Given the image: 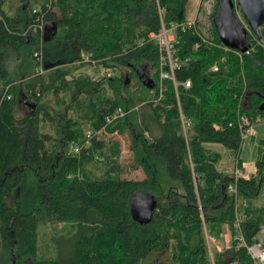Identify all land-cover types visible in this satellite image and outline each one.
Wrapping results in <instances>:
<instances>
[{
    "label": "trees",
    "instance_id": "16d2710c",
    "mask_svg": "<svg viewBox=\"0 0 264 264\" xmlns=\"http://www.w3.org/2000/svg\"><path fill=\"white\" fill-rule=\"evenodd\" d=\"M187 1L43 0L33 13L19 0L9 13L7 0H0V93L9 86L11 94L0 98V264H212L205 236L218 238L224 225L231 236L237 225L246 244L256 242L264 226V208L254 205L264 189V141L249 178L219 171L220 155L203 146L219 143L239 164L243 139L238 117L253 123L263 114L258 106L264 98V49L251 32L246 33V54L220 48L213 24L212 33L178 29L175 47L189 61L177 79H189L190 87L177 89L179 106L170 83H165L160 102L153 104L154 96L149 103L161 135L146 138L127 115L105 128L109 133L128 131L133 167L145 177L119 178L111 167L103 177L83 175L98 146L94 137L85 144L84 129L74 119L81 97L92 99L104 84L110 91L93 104L92 131L117 107L131 108L142 98L127 91L121 75L94 81L70 67L91 65L82 59L87 55L97 66L127 67L139 86L157 89L159 49L146 40L147 34L158 31L161 22L184 21ZM37 17L43 33L48 31L45 36L34 29ZM260 34L264 41V26ZM197 42L199 48L193 50ZM213 64L218 70L209 72ZM144 66L152 72L153 79L146 75L152 86L135 73ZM47 93L55 97L54 108L41 102ZM18 98L32 110L20 119L14 117ZM179 111L189 122L185 135ZM43 122L56 128L55 136L41 130ZM229 185L235 192L227 191ZM136 192L156 200L146 224L130 214L129 200ZM52 222L78 229L67 260L38 257V228ZM216 253L213 264H253L245 248L235 249L234 241Z\"/></svg>",
    "mask_w": 264,
    "mask_h": 264
},
{
    "label": "rangeland",
    "instance_id": "374dc122",
    "mask_svg": "<svg viewBox=\"0 0 264 264\" xmlns=\"http://www.w3.org/2000/svg\"><path fill=\"white\" fill-rule=\"evenodd\" d=\"M217 2H218L217 0H188L185 6L184 18L187 20H192L195 17H197L199 20L198 23L199 28L202 30H206L207 33L208 32L212 33L211 19L213 16L212 14L216 10ZM24 3L30 5L31 9L38 10V7L43 3V0H25ZM18 5H19V0H7L6 2V8L9 10V13H14L16 10L15 7H17ZM234 12L239 18V20L242 22V24L246 26L245 21L243 20L239 8L237 6L234 7ZM263 26H261L260 29ZM247 31L251 32L248 30V28ZM257 40L258 39L256 38V42L258 43V45L262 46V48L264 49L263 38L261 40L258 41ZM70 68L72 69L73 73L85 74L91 77L94 81H97L99 80V78H101L99 75V72L102 69L101 66L96 67L95 65L92 64L82 66V64H75ZM111 70H112V76L121 75L124 78L126 74H129L130 72L129 68L121 67V66ZM142 72L144 74V77L142 78L143 81H146V75L148 76V74H150V77L153 79L152 72L150 71V68L148 66H144L142 68ZM70 78H71L70 76H66V80H69ZM151 78L148 79L151 80V82L153 83V80ZM16 83L21 84L20 81H17ZM4 88L8 89L9 86H5L3 87V89ZM152 90H154L153 93ZM152 90H148L143 86H139L136 79L133 78L131 74H129L127 81V91H129L134 98L140 97L142 99H140L141 102L139 101L131 108L125 109L128 111L126 115L129 116V121L134 124V127L139 132L144 131V136L146 138L157 137V135H159L160 132L162 131L160 125H158L151 112L152 111L151 107H153L154 105L149 107V103H151L152 100H154L155 98L154 96H156V89L153 88ZM8 94L11 96L9 92ZM123 94L125 95L126 92H123ZM108 96H110V91L104 84L101 87V91L97 95H95V97H92V99L81 97L82 102L80 103V106L76 108V113L73 112L76 118L72 116L71 112L68 113V116L76 119L80 128L84 129L83 132L85 133V135L88 131L94 132L92 131L94 119H89V115L91 114L93 104L102 102V100H104V98ZM41 102L47 104V106L50 105V107L53 108L55 107L54 104H56L55 97L52 96L51 93L44 94V96L41 99ZM31 111L32 110L22 101H20V99L18 98V103L14 111V117L16 119H20L26 114H29ZM261 115L259 116L260 121H253L252 123V128L253 131L255 132L254 135L253 136L248 135L244 137L242 140L238 153V157L242 162L255 161V159H257L258 157L260 148H262L261 152L264 151V147H260L261 142L264 141V112ZM40 125H41V130L43 132L55 136L56 132L54 130H56V128L54 129L52 124H49L48 122H43ZM94 140L96 141L97 143L96 146H98V148L94 150L93 158L84 166L83 175L88 176L90 178H94L98 176L103 177L107 174L106 171H109L111 167V169L117 172V174L115 175L119 178L141 180L145 177V175L143 174L140 168L134 169L133 167L134 161H133V152L131 150V136L128 134V131L119 134L117 132L109 133L106 132L105 130V133H100L95 135ZM203 146L208 150L218 152L222 156V158L224 157L227 159L228 157V154L226 152L227 149L219 143H205L203 144ZM70 150L71 152L75 151L74 149H70ZM251 167H252V171L256 172V167H254V165ZM240 174L241 172H238V175ZM244 177L246 176L244 175ZM254 205L256 207L264 208V189L259 199L255 201ZM223 227H222V232H223ZM77 233H78V229H76L75 225L71 223L68 224V223L52 222L45 225H41L37 231L38 257L51 258V259H57L61 257L64 260L65 259L67 260V257L70 256H68L66 253L71 251L73 247V243L77 237ZM263 235H264V226L261 228L258 236H263ZM205 238H206L207 255L210 258L211 263L213 264L212 261L213 257L217 254L215 252L216 250L215 246L217 245L221 246L224 243V241L222 240L223 237L219 236L218 238H213V237L205 236ZM165 256L167 257V260L164 261L169 263L170 262V260L168 259L169 256L168 255ZM94 259L97 262H100L99 256H95ZM25 264H29V263L26 262ZM232 264H238V263L234 262Z\"/></svg>",
    "mask_w": 264,
    "mask_h": 264
},
{
    "label": "built area",
    "instance_id": "2783aa9c",
    "mask_svg": "<svg viewBox=\"0 0 264 264\" xmlns=\"http://www.w3.org/2000/svg\"><path fill=\"white\" fill-rule=\"evenodd\" d=\"M33 13H36L37 10H32ZM199 20L197 17H195L192 20L185 19L184 21H175L171 22L168 25H164L162 22L160 23V28L158 31L154 32L151 31L147 34L146 40L147 41H153L157 44L159 49V56L157 61V68H158V83H157V89H156V98L153 101L154 104H157L164 98V93L166 90V84L170 83L171 87L174 91V96L177 102V105L179 106V100H178V88L188 89L190 87V80L184 79V80H178L177 79V72L181 68V66L189 61V57L184 58L179 56L178 50L176 49L175 45L177 43L176 40V32L178 29L184 30V29H190L193 30L200 29L198 26ZM34 29L39 30L40 34L43 33L44 25L43 22H41L40 18L37 17L35 19L34 23ZM200 42L207 43L206 37H200ZM208 44V43H207ZM199 48V42L195 43L193 46V50H197ZM220 48L224 50H229L230 48L226 47L222 43L220 44ZM34 57L40 61V54L39 52L34 53ZM82 59L85 62H90L92 65H95V62L93 60H90L87 55H82ZM97 67V65H95ZM101 71L99 72L100 76L104 77H111L112 76V70L107 67H101ZM218 70L217 64H213L208 69L209 72H216ZM42 69L41 66L38 67L37 73H41ZM7 88H4L0 93L1 99H9L10 95L7 92ZM154 90H152L153 93ZM127 110L122 109L120 107H117L112 113L107 115L104 119V124L99 127L94 132H87L86 133V141L85 144L89 143L90 139H92L95 135L100 133H105V128L107 125L111 124L112 122L124 117L127 114ZM179 120L181 123L182 132L185 135L186 128L189 126L188 120L182 115L181 111H179ZM254 121H260L259 116L254 119ZM238 126L241 131V137L242 139L248 135L253 136L254 131L252 128V123H250L246 117L239 116L238 117ZM212 127L214 129H218L217 124H213ZM236 177H243L242 174L238 175V173H235ZM227 191L229 193L235 192V188L232 185H229L227 187ZM236 231L235 235L231 236V241L235 242V249L238 248H245L247 255L250 257L253 264H264V242H263V236H258L256 242L252 244H246L245 240L243 238V235L240 233L239 228L237 225H235Z\"/></svg>",
    "mask_w": 264,
    "mask_h": 264
},
{
    "label": "water",
    "instance_id": "95a60500",
    "mask_svg": "<svg viewBox=\"0 0 264 264\" xmlns=\"http://www.w3.org/2000/svg\"><path fill=\"white\" fill-rule=\"evenodd\" d=\"M217 7L212 16V24L221 43L230 49H235L241 53H249V46L246 41L247 28L255 37L260 40V27L264 25V0H217ZM237 6L245 24L239 20L234 12ZM48 31H44V36ZM138 80H142L144 74L142 68L135 70ZM126 83L128 81L125 76ZM145 84L152 86L151 80L146 78ZM258 110L264 112V98L258 106ZM131 217L140 224L150 221L152 213L156 207L154 197L145 192H136L129 200ZM9 264H13L10 260ZM150 264H164L157 260Z\"/></svg>",
    "mask_w": 264,
    "mask_h": 264
},
{
    "label": "crops",
    "instance_id": "0c3cea01",
    "mask_svg": "<svg viewBox=\"0 0 264 264\" xmlns=\"http://www.w3.org/2000/svg\"><path fill=\"white\" fill-rule=\"evenodd\" d=\"M144 114H146V113H144ZM161 133H162V131L160 132L159 135H157V137H159L161 135ZM226 152L228 154L227 159L224 157L222 158V156L217 152L220 155V160H219L218 165H217V169L219 171L225 172L227 174H235V173L241 172V174H244L246 176L244 178H249L250 176H252V174L255 173L252 171L251 166H253V165H254V167L256 166L257 159H255V161L242 162L238 157V159H239V164H238V162L234 159V156L231 155V153L228 150H226ZM263 153H264V151H263ZM220 236L223 237L222 240L224 241V243L223 244L221 243L222 244L221 246H218V245L215 246V249H216L215 252H220L223 249L227 248L231 244V234H230L227 226L223 227V232Z\"/></svg>",
    "mask_w": 264,
    "mask_h": 264
}]
</instances>
